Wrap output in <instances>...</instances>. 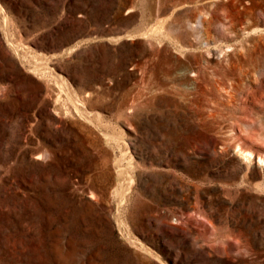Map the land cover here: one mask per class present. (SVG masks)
<instances>
[{
	"label": "rangeland",
	"instance_id": "1",
	"mask_svg": "<svg viewBox=\"0 0 264 264\" xmlns=\"http://www.w3.org/2000/svg\"><path fill=\"white\" fill-rule=\"evenodd\" d=\"M0 264H264V0H0Z\"/></svg>",
	"mask_w": 264,
	"mask_h": 264
},
{
	"label": "bare ground",
	"instance_id": "2",
	"mask_svg": "<svg viewBox=\"0 0 264 264\" xmlns=\"http://www.w3.org/2000/svg\"><path fill=\"white\" fill-rule=\"evenodd\" d=\"M245 157H246V158H249V156H247V155H246ZM90 193H91V192H90ZM91 195H92V194H91Z\"/></svg>",
	"mask_w": 264,
	"mask_h": 264
}]
</instances>
